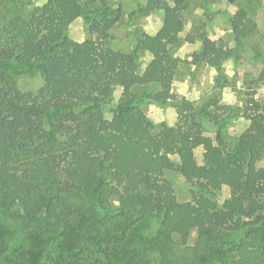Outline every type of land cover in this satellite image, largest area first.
<instances>
[{
  "label": "trees",
  "instance_id": "obj_1",
  "mask_svg": "<svg viewBox=\"0 0 264 264\" xmlns=\"http://www.w3.org/2000/svg\"><path fill=\"white\" fill-rule=\"evenodd\" d=\"M3 1L32 8L0 13V264H264V97L247 92L241 105L182 99L175 124L157 128L142 107L171 98L179 59L168 47L180 41L189 0L137 4L132 17L159 11L162 22L150 38L132 31L128 52L112 46L119 1ZM78 18L87 37L71 47ZM228 23V48L205 30L194 36L199 62L220 69L247 50L264 74L245 5ZM33 71L43 80L36 91L9 80ZM245 113L246 127L226 136ZM169 174L190 184L187 201ZM190 231L195 244L175 248L172 236Z\"/></svg>",
  "mask_w": 264,
  "mask_h": 264
},
{
  "label": "rangeland",
  "instance_id": "obj_2",
  "mask_svg": "<svg viewBox=\"0 0 264 264\" xmlns=\"http://www.w3.org/2000/svg\"><path fill=\"white\" fill-rule=\"evenodd\" d=\"M46 0H34L35 5H42ZM119 1L122 17L114 27L111 33L114 37L112 46L122 51L128 52L133 44L132 31H136L145 38H150L160 27L162 22V13L153 11L146 15L139 14L132 17L131 12L137 4L144 3L146 0H112ZM220 0H189V6L184 13V29L180 34V41L174 46H169V51L179 59V71L172 84L171 98L164 99L161 103L145 102L142 107L145 115L150 120L154 128L161 123L174 125L177 121L176 108L174 104L182 99H188L194 104H199L202 100L209 97H217L221 103L232 105H241L247 92H255V96L262 98L264 93L261 88L264 87V74L262 72L261 62L252 55L250 51H243L239 61L232 59L226 60L220 69L210 67L199 62L200 41L194 37L205 30L207 35L213 39H222L225 46H232V32L228 23L229 17L237 10L239 4L245 5L248 16L256 23L257 33L251 38L250 44L264 51V0H223L225 7L219 6ZM5 2L0 0V8ZM118 4V3H117ZM115 4V6H117ZM217 4L216 10L212 11L210 5ZM134 5V6H133ZM247 6V7H246ZM32 5H25L20 2L12 4L5 3L0 9L1 14H8L12 11L16 15L27 16ZM217 17L221 19L217 21ZM215 25V26H213ZM85 26L82 18L76 19L67 32V41L72 47L84 40L87 35H83ZM223 32V35L220 33ZM81 35L82 39H75L74 36ZM187 36H193V41H188ZM143 66L148 62L149 57L143 56ZM229 64L231 65V76L228 75ZM11 83L25 91H36L43 83L42 77L37 71L27 74L10 73ZM174 84H186L184 93L179 88H174ZM225 89L232 96V102L224 100ZM117 89L113 87L112 99L116 100ZM195 92L193 98L191 93ZM155 105V107L153 106ZM175 112V118L172 119L169 110ZM106 122L110 119V110L105 109ZM163 116V119H159ZM247 123H244V122ZM248 124L247 113L238 117L234 122L225 128V135L234 137ZM205 131L208 135H213V127L208 122H203ZM200 154V150L197 151ZM262 161H264V156ZM240 166V163H237ZM168 179L173 184L175 194L179 201H187L190 198V184L177 174H169ZM226 191V194H225ZM228 197V189L219 187L218 198L225 201ZM113 206L117 205L115 198L112 199ZM173 243L175 248L179 246H193L196 240L195 231H190L183 235L174 234Z\"/></svg>",
  "mask_w": 264,
  "mask_h": 264
},
{
  "label": "clouds",
  "instance_id": "obj_3",
  "mask_svg": "<svg viewBox=\"0 0 264 264\" xmlns=\"http://www.w3.org/2000/svg\"><path fill=\"white\" fill-rule=\"evenodd\" d=\"M169 2H171V0H169ZM134 6V5H133ZM219 6L220 7H225L226 4L223 2V0H220L219 2ZM211 7V10L212 11H215L216 10V7H217V4H212L210 5ZM264 10V9H262ZM221 18L220 17H217V21H219ZM215 26V25H213ZM83 35H87V32H86V27H85V31H84V34ZM220 35H223V32L220 33ZM75 39H82L83 37L81 35H77V36H74ZM213 39L216 38V35H213L212 37ZM232 72H231V65L229 64V71H228V75L231 76ZM114 87L117 89L116 91V95H119V91H120V86L118 85H114ZM174 88H179L180 92L181 93H184L185 92V89H186V84H174L173 85ZM261 92L264 93V87L261 88ZM196 95L195 92L191 93V96L194 98ZM224 100H227L229 102H232V96L230 94H228L227 92V89H225V95H224ZM153 106L155 107V105L153 104ZM170 114H171V117L172 119L175 118V112H173L171 109L169 110ZM159 119H163V116H160ZM244 123H247L246 121ZM259 163H264V161H261ZM225 194H226V191H225Z\"/></svg>",
  "mask_w": 264,
  "mask_h": 264
}]
</instances>
